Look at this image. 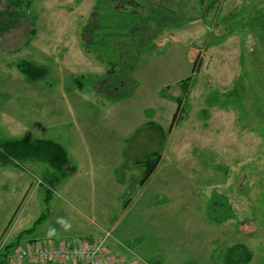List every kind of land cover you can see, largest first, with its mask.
<instances>
[{
	"label": "rangeland",
	"instance_id": "rangeland-1",
	"mask_svg": "<svg viewBox=\"0 0 264 264\" xmlns=\"http://www.w3.org/2000/svg\"><path fill=\"white\" fill-rule=\"evenodd\" d=\"M186 1L162 0L181 12ZM97 3L31 0L20 23L0 38V143L28 136L59 142L69 153L80 138L91 150L102 144L108 123L109 136L123 139L125 181L116 172L121 190L100 209L105 216L84 218L60 193L64 182L85 173L74 168L77 158L68 157L63 173L32 158L0 164L10 172L1 176L0 169V239L43 214L19 243L108 230L116 252L130 248L142 264H225L237 243L248 251L241 264H264V0H219L207 13L188 9L186 18L174 8L165 31L147 37L129 63L117 59L116 46L83 44L84 25L100 15ZM22 59L45 69V77L26 81L16 67ZM109 61L116 62L111 75ZM187 76L185 95L178 81ZM62 87L64 97L57 93ZM179 95L181 113L171 127L177 104L169 96ZM156 152L158 165L141 184L139 160ZM116 157L89 155L82 165L109 168ZM220 198L232 218L216 222L209 214ZM223 211L215 207L212 216Z\"/></svg>",
	"mask_w": 264,
	"mask_h": 264
},
{
	"label": "trees",
	"instance_id": "trees-1",
	"mask_svg": "<svg viewBox=\"0 0 264 264\" xmlns=\"http://www.w3.org/2000/svg\"><path fill=\"white\" fill-rule=\"evenodd\" d=\"M219 0H187L186 5L188 9L192 10L199 6L204 8L206 13L211 10L209 5L218 2ZM31 0H0V38L10 29L17 26L21 21V8L29 5ZM100 2H102L100 4ZM180 4V3H179ZM178 4V5H179ZM205 6V7H204ZM179 9L177 6L170 7L165 5L162 0H99L95 6L94 12L97 11L99 16L94 17L93 24L84 25L82 30L83 44H107L117 47L114 54L117 59H124V62L129 63L131 56L128 54L137 53V47L143 46L147 37L149 41L154 40L163 31V26L167 25L169 13L173 9ZM181 12L188 16L187 10ZM184 19V18H183ZM177 23V22H176ZM178 25V23H177ZM34 29V28H33ZM34 32V30H32ZM27 43V42H26ZM121 59V60H122ZM123 61V60H122ZM106 71L108 75L116 73V62L109 61L107 63ZM17 69L24 74V78L28 82L40 80L45 77V69H41L30 60L22 59L16 63ZM79 78H73L76 82ZM191 76L180 79L178 83L182 90L181 94L188 92V81ZM80 86V83H78ZM181 97H170L176 104V110L171 118V127L177 119L179 106L181 105ZM155 126L154 122H150ZM158 126V124H157ZM159 127V126H158ZM23 158H32L41 160L52 167L53 170L63 173L67 163L68 156L66 150L56 141L47 139L30 140L28 136L14 138L4 141L0 144V164L8 165L13 163V166H18L17 161ZM160 159V153H151L144 159L139 160L145 165L144 173L141 179V184L149 177L152 171L157 166ZM215 207H220L223 211L219 219H215L211 214L210 218L216 222H220L221 218H232V212L228 209V205L224 199H215L213 202ZM28 229L27 231H29ZM111 236V234H110ZM109 237L107 238V240ZM224 256L225 264H241L248 258V251L243 244L237 243L228 248ZM247 254L245 257L244 255Z\"/></svg>",
	"mask_w": 264,
	"mask_h": 264
},
{
	"label": "crops",
	"instance_id": "crops-1",
	"mask_svg": "<svg viewBox=\"0 0 264 264\" xmlns=\"http://www.w3.org/2000/svg\"><path fill=\"white\" fill-rule=\"evenodd\" d=\"M57 93L60 94L62 97L65 96L63 87L61 88V91L57 90ZM103 125H106V126L101 127L102 130L105 132V137L103 138L101 145L93 144L90 150L89 147L81 146V142L79 141L80 139L79 138L73 142L72 147H70L69 153L66 151L69 158L73 156L79 160L78 161L79 166H76V167L74 166V168H78L80 171H83V172L85 170V173H83L81 176L77 178L73 177L71 179H68L70 182L71 180L74 181L72 185L70 182L68 184L64 182L60 186V193H61V196L65 198L66 202L69 203V205L76 208L82 214L81 215L82 217L85 216L84 218L88 216H90L92 219L95 216L98 217V215H95V214L98 213L100 209L104 207L107 208L108 206H110L109 205L110 199L114 200L113 199L114 197L112 194H115L118 190H121V188L115 187L116 180L112 176L114 175L117 179L118 173L122 175L121 177L125 176L126 174V173H121V170L119 171V169L123 167V161H124V156H125V152L123 150V139L119 136H116L117 138H111L108 134V129L110 128V126L108 125V123H104ZM112 132H113V129H112ZM113 135H114V132H113ZM98 139H99V136H98ZM113 140L115 141L114 146H112ZM62 147L66 150V147L64 145H62ZM111 152H116L117 157H116V161L109 168L90 167L89 169H87L88 166L82 165L84 163H87L84 160L89 155L96 157L99 154H101V156L107 157L109 156V153ZM0 169L2 171L1 176L9 175L10 172L7 169L6 170H4V168H0ZM86 171H87V174H86ZM116 172L118 173L116 174ZM84 175L85 177L83 178ZM122 181H125L124 177ZM109 183L111 184L110 188L112 190L109 193L106 190L107 194L102 193V186H107ZM48 194L49 193L46 192V198H48ZM100 212H103L105 216V214L107 213V209H105L104 211H100ZM104 216H100V217L102 218ZM43 219H44V215L41 214L38 216V218L35 219V221L33 222V225L30 228L22 230L23 227H20L17 233L14 234V236L11 239H9L8 241L6 240V243L7 244H19V245L30 244V243H40L44 245V244H52V243L55 244L58 242H65L68 244H76V243H81V242L90 243L94 240L96 236H100V234L98 235L90 234L89 238H87L84 236L85 233L79 236L75 235V237H71L72 239L63 238V236L65 235H61L59 237L50 236V237H42V238L34 236L32 238L24 239L23 244L19 243L18 240L22 237V233H24V231L30 232L33 229V227L37 223H40ZM81 220L82 219H80V221ZM18 222L19 224L17 225V227L22 226L21 225L22 221L18 220ZM28 229L30 230L27 231ZM9 236L7 235L6 237H9ZM106 245L109 251L114 252L122 257L128 258L130 255H132L131 253L132 251L130 248H127L128 252L122 251L121 253H117L116 250L111 246L109 239L107 240ZM20 264H60V263L56 261H45V262L23 261ZM62 264H82V263L78 260L70 259ZM143 264H146V263H143Z\"/></svg>",
	"mask_w": 264,
	"mask_h": 264
},
{
	"label": "built area",
	"instance_id": "built-area-1",
	"mask_svg": "<svg viewBox=\"0 0 264 264\" xmlns=\"http://www.w3.org/2000/svg\"><path fill=\"white\" fill-rule=\"evenodd\" d=\"M110 231L96 236L92 242L68 244L58 242L52 244H13L7 246L5 239H0V253L6 264H20L23 261H56L60 264L70 260H78L82 264H140L142 259L132 254L122 257L108 250L106 242Z\"/></svg>",
	"mask_w": 264,
	"mask_h": 264
}]
</instances>
